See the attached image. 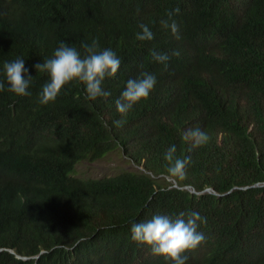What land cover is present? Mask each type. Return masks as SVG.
Instances as JSON below:
<instances>
[{
  "label": "trees",
  "instance_id": "trees-1",
  "mask_svg": "<svg viewBox=\"0 0 264 264\" xmlns=\"http://www.w3.org/2000/svg\"><path fill=\"white\" fill-rule=\"evenodd\" d=\"M177 7L180 39L160 25ZM141 25L152 40L136 39ZM93 38L121 60L101 85L111 95L88 100L73 82L40 104L47 76L34 65L61 41L82 51ZM153 51L170 56L166 68ZM18 57L33 81L29 96L0 91V264L172 263L130 226L181 211L207 218L186 264H264V0H0V69ZM215 66L232 88L217 87ZM141 72L156 84L122 115L114 102ZM196 127L210 139L192 148L182 135ZM172 145L190 158L180 180L166 173ZM118 150L141 169L72 175Z\"/></svg>",
  "mask_w": 264,
  "mask_h": 264
},
{
  "label": "clouds",
  "instance_id": "clouds-1",
  "mask_svg": "<svg viewBox=\"0 0 264 264\" xmlns=\"http://www.w3.org/2000/svg\"><path fill=\"white\" fill-rule=\"evenodd\" d=\"M178 13L179 8L177 7L167 12L166 16L160 20L161 27L170 30L176 39H180L179 25L173 16ZM140 27L142 32L137 34V40L150 41L154 38V34L147 25ZM81 49L82 51L61 41L50 58L34 65L36 72L44 73L47 76V80L38 94L40 104L46 105L54 102L61 90L73 82L83 86L85 98L88 100L111 95L109 91L103 90L101 85L106 77H113L118 72L121 64L120 58L112 49L101 48L96 38H93L91 43L82 44ZM172 55L179 56L180 53L174 51ZM209 55L221 59L226 57L217 51L213 55ZM152 59L163 64L166 68L170 56L167 53L153 51ZM215 69L217 87L221 90L232 88L233 85L226 84V79L231 78L229 73L220 71L216 66ZM0 74L3 77L0 79V91L7 90L18 97L31 95L29 88L33 76L28 74L25 59L18 57L13 61H5L0 69ZM155 84L156 76L149 72H141L138 78L127 80L124 90L114 102L116 111L122 115L127 114L134 105L149 96ZM5 85H7V89H5ZM124 122V120H116L114 124L116 127H122ZM182 139L185 142H190L192 148H198L207 144L210 137L205 131L196 127L185 130ZM176 151L175 145L170 146L163 158L167 162V175L180 180L186 176L185 169L190 163V158L181 159L176 156ZM166 180L174 182L171 178H166ZM173 186L176 184L174 183ZM182 187L195 192L187 185ZM206 189L210 190L208 192L212 191L209 188ZM206 221V217L195 211H181L174 216L155 214L147 220L131 223V240L137 245L149 248L152 255L171 261L172 263L168 262L169 264H186L188 257L185 253L196 249L205 240L204 234L197 229L200 224L206 223ZM56 245V247L63 246L61 243ZM9 251L13 252L11 249ZM71 264H76V262Z\"/></svg>",
  "mask_w": 264,
  "mask_h": 264
},
{
  "label": "rangeland",
  "instance_id": "rangeland-1",
  "mask_svg": "<svg viewBox=\"0 0 264 264\" xmlns=\"http://www.w3.org/2000/svg\"><path fill=\"white\" fill-rule=\"evenodd\" d=\"M141 166L135 161H128L120 150L107 153L103 157L90 161L81 160L75 167L72 175L80 178H96L116 174L122 170L137 171Z\"/></svg>",
  "mask_w": 264,
  "mask_h": 264
},
{
  "label": "bare ground",
  "instance_id": "bare-ground-1",
  "mask_svg": "<svg viewBox=\"0 0 264 264\" xmlns=\"http://www.w3.org/2000/svg\"><path fill=\"white\" fill-rule=\"evenodd\" d=\"M152 12H154V11H152ZM236 12V11H235ZM181 188H184V187H181ZM34 257H38L37 255H34Z\"/></svg>",
  "mask_w": 264,
  "mask_h": 264
},
{
  "label": "water",
  "instance_id": "water-1",
  "mask_svg": "<svg viewBox=\"0 0 264 264\" xmlns=\"http://www.w3.org/2000/svg\"><path fill=\"white\" fill-rule=\"evenodd\" d=\"M206 191H210V190L206 189ZM211 192H212V191H211Z\"/></svg>",
  "mask_w": 264,
  "mask_h": 264
}]
</instances>
